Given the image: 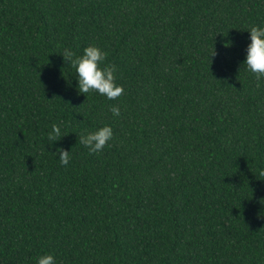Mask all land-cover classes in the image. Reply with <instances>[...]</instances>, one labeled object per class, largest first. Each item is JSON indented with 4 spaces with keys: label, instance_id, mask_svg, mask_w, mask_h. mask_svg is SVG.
<instances>
[{
    "label": "trees",
    "instance_id": "16d2710c",
    "mask_svg": "<svg viewBox=\"0 0 264 264\" xmlns=\"http://www.w3.org/2000/svg\"><path fill=\"white\" fill-rule=\"evenodd\" d=\"M256 25L264 0H0V264H264ZM89 45L115 100L78 93L61 54ZM104 125L90 154L79 137Z\"/></svg>",
    "mask_w": 264,
    "mask_h": 264
},
{
    "label": "clouds",
    "instance_id": "9594fccd",
    "mask_svg": "<svg viewBox=\"0 0 264 264\" xmlns=\"http://www.w3.org/2000/svg\"><path fill=\"white\" fill-rule=\"evenodd\" d=\"M249 34V43L243 66L246 71L254 74L257 79L264 77V26L256 25L246 30ZM62 57L75 69L76 87L79 94L86 95L97 93L107 100H115L120 97L124 88L116 83L117 68L105 63L107 53L100 47L89 45L80 54L71 49H65ZM113 117H120L119 106H110ZM63 125L53 124L47 134L48 146L55 147V142L66 136L62 132ZM114 133L110 125H104L94 131L82 134L79 143L86 147L90 154L100 153L113 139ZM53 155H58L59 163L67 166L71 159V151L55 147ZM36 264H56V258L52 254H46L36 259Z\"/></svg>",
    "mask_w": 264,
    "mask_h": 264
}]
</instances>
